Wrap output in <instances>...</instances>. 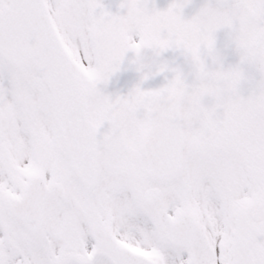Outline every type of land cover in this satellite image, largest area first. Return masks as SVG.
Returning a JSON list of instances; mask_svg holds the SVG:
<instances>
[{
    "label": "snow or ice",
    "instance_id": "6c2138e0",
    "mask_svg": "<svg viewBox=\"0 0 264 264\" xmlns=\"http://www.w3.org/2000/svg\"><path fill=\"white\" fill-rule=\"evenodd\" d=\"M114 7L0 0V264H264V0Z\"/></svg>",
    "mask_w": 264,
    "mask_h": 264
},
{
    "label": "rangeland",
    "instance_id": "374dc122",
    "mask_svg": "<svg viewBox=\"0 0 264 264\" xmlns=\"http://www.w3.org/2000/svg\"><path fill=\"white\" fill-rule=\"evenodd\" d=\"M155 79H157V80H158V83H157L155 86H157L159 83H161V82H162V78H161V77H156ZM144 87H151V86H150V85H148L147 83H145Z\"/></svg>",
    "mask_w": 264,
    "mask_h": 264
}]
</instances>
